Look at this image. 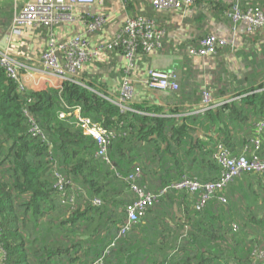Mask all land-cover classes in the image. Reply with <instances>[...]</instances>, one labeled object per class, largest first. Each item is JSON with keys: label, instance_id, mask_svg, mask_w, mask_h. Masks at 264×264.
I'll return each instance as SVG.
<instances>
[{"label": "trees", "instance_id": "16d2710c", "mask_svg": "<svg viewBox=\"0 0 264 264\" xmlns=\"http://www.w3.org/2000/svg\"><path fill=\"white\" fill-rule=\"evenodd\" d=\"M125 1L133 8L131 0ZM209 1L233 23L230 5ZM8 3H0V36L16 13ZM242 6L264 10V1L242 0ZM148 8L147 16L157 11L152 3ZM259 33L264 36V28ZM257 34H244L242 45L223 47L219 54L235 57L246 38L256 40ZM164 43L165 36L160 50H165ZM251 62L259 69L264 65L253 57ZM171 71L187 94L192 87L181 84L178 72ZM235 80L238 93L232 100L176 117L181 106L165 108L146 100L134 103L145 113H124L105 97L109 94L101 93L103 88L94 87L95 80L20 92L0 65V264H90L100 256L102 264H264L254 254L264 248V173H242L201 209V193L175 188L162 192L185 178L217 179L214 173L221 172L214 155L219 143L232 153L240 146L264 158V130L258 132L256 124L264 117V79L235 78L233 84ZM227 87L208 89L220 100L224 94L231 96ZM75 106L80 117H61ZM30 116L44 138L30 135ZM81 117L112 132L105 155L98 154L100 147ZM196 131H204L205 138L195 136ZM136 183L159 198L121 234V226L128 223L127 206L138 198ZM170 200L177 203L184 223L172 246L164 226L158 229V205Z\"/></svg>", "mask_w": 264, "mask_h": 264}, {"label": "built area", "instance_id": "2783aa9c", "mask_svg": "<svg viewBox=\"0 0 264 264\" xmlns=\"http://www.w3.org/2000/svg\"><path fill=\"white\" fill-rule=\"evenodd\" d=\"M2 1V0H1ZM7 1V0H6ZM18 7L11 22L9 31L2 36L0 42H10L11 36L21 37L25 32L38 30L46 33V45L40 55V65L47 77L56 79L61 86L66 81L82 83L83 68L86 64L97 60L101 55L113 51H119L128 61L125 75L121 78L120 90L115 95H106L114 102L121 111L145 113L134 107V96L136 82L131 77V72L136 68L139 57L156 53L162 47V40L167 33L166 28L161 27L157 21L144 15L142 12L127 15L123 26L113 33L105 34V38L99 40L95 45L89 35H95L99 31L105 30L109 24L110 12L107 0H11ZM200 0H151L157 11L172 15L181 14L195 7ZM229 18L233 22L232 34L223 36L214 32L201 38L198 46H189L188 54L191 57L215 58L221 48L235 47L242 39L241 32L256 34L264 28V10L259 6H242V0H231ZM100 5L105 11L97 12L93 8ZM127 2L121 0V8L126 10ZM126 13V12H124ZM82 22L85 32L75 30L73 34L66 38H59L56 28L66 25H76ZM0 65L6 71L7 76L17 83L20 92L30 90L25 74L22 72L26 65L18 61L7 49L0 47ZM144 83L151 91H171L180 90L177 75L170 72L150 70ZM202 101L200 107L193 113L206 112L218 107L215 97L208 87L202 88ZM105 95V94H103ZM80 117V107H69V110L61 112V117L72 115ZM80 122L86 128L88 134L92 135L98 143L100 149L98 154L105 155L106 146L112 132L107 130L102 124L94 123L90 118H80ZM32 137L44 138V133L35 123L32 116L29 118ZM257 131L264 130V117L257 123ZM256 148H259V140L255 141ZM220 167V176L212 182H202L189 178L173 182L162 192L175 188L185 190L190 194L201 193L198 209L204 208L208 198L223 190L236 177L244 172L264 173V158L256 154H251L246 148L240 154H234L226 144L219 143L214 155ZM139 171V168L137 169ZM131 180L135 176L130 177ZM136 192L138 198L127 206L128 223L121 226L120 233L123 234L133 223L140 220L145 214L147 207L159 198V195L147 193L138 188ZM61 188L63 185H61ZM225 201L224 197H221ZM94 205L100 204L99 199H95ZM236 227V226H235ZM115 242V241H114ZM113 245V244H112ZM256 254V260L264 262V248ZM259 258V259H258ZM104 256H100L90 264H102Z\"/></svg>", "mask_w": 264, "mask_h": 264}, {"label": "crops", "instance_id": "0c3cea01", "mask_svg": "<svg viewBox=\"0 0 264 264\" xmlns=\"http://www.w3.org/2000/svg\"><path fill=\"white\" fill-rule=\"evenodd\" d=\"M8 1L9 4H11L12 1ZM230 1L231 0H223V3L230 5ZM244 1L247 3H253L257 0ZM4 2L0 0V3ZM107 2L109 5L108 12H110L109 24L105 30L99 31L95 35H89L94 45L99 40L104 39L106 33L110 34L119 30L123 26L127 15L136 14L138 12H142L146 16L150 14L145 11L149 9L148 5L151 4V0H131L133 8H129V3H127L126 10L121 8V0H107L106 3ZM210 4L211 1L209 0H200L195 7L181 14L172 15L156 11L148 16H152L158 24L163 25L166 28L167 33L165 35L164 43L165 50L159 49L156 53L139 57L136 68L131 72V77L136 82L134 103H141L146 100L150 102V104H158L165 108L169 106L175 107L176 105L181 106L183 110L181 109L179 114H175L176 117L192 114L198 106L200 107L202 95L201 93L196 94V91H200L196 90V86L194 87L197 81L192 79L188 80L186 77L188 73H186V71L191 72L193 70L192 63L194 62L199 64L203 69H206L207 65L212 66L213 68L215 59L191 57L188 55L187 50L189 46L199 41V38L202 37L204 33L214 32L223 36H229L233 26V23L231 24V22L227 20L223 15L224 12H222L219 7L215 9L212 8L213 6ZM93 9L100 12L103 10L105 11L106 8L103 9L100 5H95ZM198 13H203L207 16L206 24L203 27L199 22L200 18L203 16L198 15ZM9 28L10 25L5 31V34L9 31ZM55 30L58 33L59 38L63 39L73 34L75 30L85 32V27L84 24L80 22L76 25V29L75 25H66L56 28ZM46 33L47 32L41 30H38V33L29 30L21 37L11 36L10 42L6 43V49L9 53H11L18 61L26 65V68H23L22 72L25 74V78L31 89L42 86H60L56 79L47 77L40 65V55L47 41ZM241 34L242 39L238 45L243 42L245 32L242 31ZM4 35L2 34L0 39L2 36L4 37ZM262 38H264V36L260 33L255 36V39L263 40ZM127 66L128 61L123 54L115 50L108 54H103L97 60L86 64L83 68L82 80L87 81L88 83L95 80L94 87L98 88L99 86L103 88L102 90L100 89L102 91L101 93L115 95L120 90L121 78L125 75V69ZM150 70L161 72H168L171 70L177 71L180 75L181 84H188L192 88L187 94H185L183 89L182 91L178 90L177 92L161 90L151 91L144 83ZM197 133L200 137L205 138L204 131H196L193 134L196 136ZM239 147L240 146H237L238 149ZM238 149H236L237 151L235 150L234 154H240L244 151L242 148ZM160 170V167H158V172ZM219 174V171H216L213 179L218 178ZM169 209L175 211L172 216L167 215L169 214L167 213ZM161 216H163V220H160ZM183 224V218L179 214L177 203L170 200L158 205V227L164 226L169 235V240L171 241L169 244L170 246L175 244L174 241L177 240L176 237L181 233V227ZM172 235L174 237H172ZM171 253L172 251L170 254ZM164 254L166 256L167 251H165ZM176 260H174V263H176ZM171 263L173 262H167L166 264Z\"/></svg>", "mask_w": 264, "mask_h": 264}, {"label": "rangeland", "instance_id": "374dc122", "mask_svg": "<svg viewBox=\"0 0 264 264\" xmlns=\"http://www.w3.org/2000/svg\"><path fill=\"white\" fill-rule=\"evenodd\" d=\"M6 0H2L4 2ZM7 2H9L7 0ZM9 4V3H8ZM13 4V5H12ZM12 8H15L17 11L18 7L16 4L11 2ZM15 11V12H16ZM206 16V15H205ZM207 21V16L200 18L199 22L203 26V24ZM232 34V32L230 31ZM2 35V34H1ZM260 43H264V41H261L260 39L252 40L251 38H246L245 44L243 45V48L238 47L239 53L237 52L235 57H233V54H230L231 56H222L218 54V56L215 57V64L217 65L212 68V66L207 65L206 69H203L199 64L196 62L192 63L193 70L187 71V78L188 80H196L197 83H195L194 87L196 86V90L200 92H195L196 94L201 93V90L204 86L209 87L210 85L215 90H225L226 87L232 89V94H229L231 96H219L221 98L220 100L217 98L216 102L221 104L223 102L222 100L224 98H227L229 100H232L233 97H235L237 94L236 86L238 83V80H235V84H233L234 79H239L240 81L243 80V77L248 78H256L258 79H264V65L260 66V69L256 67V64L251 62V58L253 57V60L257 62V60L260 61V63L264 64V53L262 49L260 51L259 48H264V44L259 45ZM241 45V43H240ZM237 50V51H238ZM220 56V58H219ZM259 58V59H257ZM195 90V91H196ZM170 210V209H169ZM175 213L174 210H170L171 216ZM156 225V224H155ZM160 226L158 227V229ZM115 233V232H113Z\"/></svg>", "mask_w": 264, "mask_h": 264}, {"label": "water", "instance_id": "95a60500", "mask_svg": "<svg viewBox=\"0 0 264 264\" xmlns=\"http://www.w3.org/2000/svg\"><path fill=\"white\" fill-rule=\"evenodd\" d=\"M0 47L3 49H6V42L5 41L0 42ZM137 185H138V183H137Z\"/></svg>", "mask_w": 264, "mask_h": 264}]
</instances>
